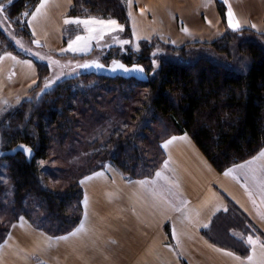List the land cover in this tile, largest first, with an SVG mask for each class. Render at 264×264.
Segmentation results:
<instances>
[{
  "label": "trees",
  "instance_id": "obj_1",
  "mask_svg": "<svg viewBox=\"0 0 264 264\" xmlns=\"http://www.w3.org/2000/svg\"><path fill=\"white\" fill-rule=\"evenodd\" d=\"M38 1L11 0L2 8L31 43L26 20ZM217 8L225 20L223 2L217 0ZM67 14L114 18L130 36L126 0H72ZM78 30L73 27L69 36ZM6 42L0 28V53L10 50L27 56ZM157 48L161 52L152 55ZM56 56L86 61L91 55ZM100 59L107 64L114 59L140 63L147 79L81 70L35 96L50 69L47 62L34 59L37 85L17 104L0 110V159L6 162L8 180L0 179V242L19 216L49 235L71 230L82 216L81 177L107 163L127 178L150 177L165 159L161 141L172 134H189L218 171L254 156L264 146L263 32L226 28L213 41L180 46L153 36L141 39L138 49ZM107 99L117 111L123 108L119 127L103 139L93 138L92 132L110 124L105 119L112 109ZM20 144L33 155L11 151ZM225 200V207L201 231L211 242L246 255L249 245L231 231L242 236L261 232L229 198ZM181 263L188 264L184 259Z\"/></svg>",
  "mask_w": 264,
  "mask_h": 264
},
{
  "label": "crops",
  "instance_id": "obj_2",
  "mask_svg": "<svg viewBox=\"0 0 264 264\" xmlns=\"http://www.w3.org/2000/svg\"><path fill=\"white\" fill-rule=\"evenodd\" d=\"M220 1L228 28L233 29L231 10L233 23L239 22L236 29L264 33V0ZM41 3L45 6L36 13ZM71 4L72 0H39L29 13L27 25L41 42L36 45L39 50L79 55L69 50L77 36H84L78 44L86 43L90 51L97 42L111 43L108 29L113 26L99 24H81L83 35L64 40L65 25H80L65 20L111 19L122 27L114 18L68 15ZM126 7L136 45L153 36L176 46L208 42L225 31L216 0H126ZM101 27L102 39H88ZM25 53L33 60L0 53V109L17 104L38 83L34 59H40ZM160 145L165 159L150 177L127 178L110 163L81 177L82 216L71 230L49 235L19 216L0 242V264H182L181 259L188 264H264V146L218 171L186 132L172 134ZM226 197L261 232H235L250 247L246 255L211 242L201 231L225 207Z\"/></svg>",
  "mask_w": 264,
  "mask_h": 264
},
{
  "label": "rangeland",
  "instance_id": "obj_3",
  "mask_svg": "<svg viewBox=\"0 0 264 264\" xmlns=\"http://www.w3.org/2000/svg\"><path fill=\"white\" fill-rule=\"evenodd\" d=\"M10 1L11 0H0V28L4 31V33L6 34L8 40H9V42H6V43H10V42L13 43V45L16 47V49H18L19 51H21L23 53L32 52L33 54H35V56H37V58H39L42 61L47 62L49 65V69H50L49 74L47 75L46 79H44L43 83H41V85H39L37 91L35 92V96L40 95L42 92H44L46 90L52 89L55 86V84L58 83L63 78L73 76V75L79 73V71H81V70L83 71V69L80 68V64L84 63L85 61L78 59V58L58 57L55 54H50V53H47L43 50H39L37 48V46L35 45V43L38 44L40 41L38 42V40L33 37L32 33H31V37L33 39V42L32 43L29 42L22 35V33H20L18 31V28L13 26L7 20L6 15L4 14V11L2 10L3 6ZM218 1H220V0H218ZM216 2H217V0H216ZM225 10H226V8H225ZM222 22L224 24L225 29L229 27L228 25H226L225 20H222ZM21 23L22 24L25 23V20L23 18L21 19ZM79 27H80V30L78 32H75L74 33L75 35H83L84 34L83 26L80 24ZM72 29H73L72 25H65L63 28V37L62 38L67 39V40L71 39L72 37L69 36V33L72 31ZM122 29H124L123 25H122ZM109 34H110L109 38H111L110 44L105 45V44H100L97 42L91 51L88 50V46L85 47L84 44H78L77 48H80L81 50L76 51V52L80 53V55H86L84 53L90 54L91 56L88 60L99 59L100 61H102V59H100V58L104 55L108 56L110 54L111 56H113L117 51L123 52L129 48H132V49H138L139 48V42L136 45L135 42L132 40L131 28H130V36H126L123 30L119 31V32L118 31L109 32ZM80 37L84 38V36H80ZM112 38H115V39L112 40ZM121 40H128L129 43L122 45L119 43V41H121ZM5 51H10V50H5ZM159 52H161L160 49H158V48L154 49L152 51V55L158 54ZM16 55L19 58H27V59L33 60V58H31V57H24V56L18 55V54H16ZM111 62L112 61L110 60V63ZM152 62H153L154 66L158 65V62L155 58H153ZM107 101H108V99L105 102L108 103ZM112 103H113L112 100L108 103V105H109L108 108L111 107L112 109L108 110L109 114L107 116H105L106 121L110 122V124H106V125L100 127L99 129L97 127L96 128V129H98L97 132L91 133L93 138H96L97 136H99L100 138L103 139L107 135L111 134L114 131V129H117V127H119V115L121 114V111L123 110V108H121L119 111H117V109H119V108L114 109L113 106H111ZM134 104H136V103H134ZM104 110L107 112L106 108H104ZM108 119H110V120L108 121ZM94 123H95V121H94ZM121 125H123V123H121ZM0 150H1V148H0ZM61 163L62 162L60 161L59 164H61ZM0 179L4 180L5 182L8 181L7 175H6V162L3 159H0ZM231 232L234 235L236 234L235 232L238 233V231H234V230H232Z\"/></svg>",
  "mask_w": 264,
  "mask_h": 264
},
{
  "label": "water",
  "instance_id": "obj_4",
  "mask_svg": "<svg viewBox=\"0 0 264 264\" xmlns=\"http://www.w3.org/2000/svg\"><path fill=\"white\" fill-rule=\"evenodd\" d=\"M92 65L91 67H82V65ZM99 64L101 67H96ZM123 65V68L117 67V65ZM80 68L88 71L95 72L100 75L107 77H123V78H136L140 81H145L147 79V72L144 66L140 63L127 64L121 59H114L111 63L106 64L98 59L88 60L80 64ZM11 151H20L25 154L28 158L33 155V150L24 144L14 146Z\"/></svg>",
  "mask_w": 264,
  "mask_h": 264
},
{
  "label": "snow or ice",
  "instance_id": "obj_5",
  "mask_svg": "<svg viewBox=\"0 0 264 264\" xmlns=\"http://www.w3.org/2000/svg\"><path fill=\"white\" fill-rule=\"evenodd\" d=\"M44 6H45L44 3H41L40 6L36 9V13H39ZM33 19H35V14H33ZM64 22L66 24H68V23H76V24H83L85 26H88L90 24H99L101 26H103V25H111L113 27H111V28L108 29L110 32H114L117 29H119L120 31L123 30L122 27L120 25H118L115 20H111V19H109L108 21H104V20L96 21L94 19H91V20H72V21L65 20ZM229 25L233 29H236V28L239 27V22L238 21L236 23H233V14L231 13V10H229ZM89 30L92 31V29H89ZM95 31H96L97 34L95 36L88 37V39H97V38L102 39L103 38V33H104V28L103 27H101L99 29H96ZM185 31H187V29H185ZM82 39H84V38H82L80 36H77L76 39H75V41H72V43L69 44V50H71L73 52H76V51L81 50L80 48L74 47V45L78 44ZM119 43L123 45V44H128L129 41L128 40H121V41H119ZM84 46L85 47L87 46L86 43H85ZM91 66L92 65H88V64L82 65V67H91ZM95 66L96 67H101L99 64H97ZM117 67L123 68V65H119L118 64ZM171 142L172 141H169L168 143H171ZM261 155L264 156V153H261ZM157 175H159V173H157ZM247 242L248 243H252V240H251L250 237L248 238V241Z\"/></svg>",
  "mask_w": 264,
  "mask_h": 264
}]
</instances>
